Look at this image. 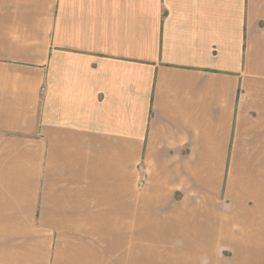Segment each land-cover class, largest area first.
Returning a JSON list of instances; mask_svg holds the SVG:
<instances>
[{
	"label": "crops",
	"instance_id": "0c3cea01",
	"mask_svg": "<svg viewBox=\"0 0 264 264\" xmlns=\"http://www.w3.org/2000/svg\"><path fill=\"white\" fill-rule=\"evenodd\" d=\"M0 264H264V0H0Z\"/></svg>",
	"mask_w": 264,
	"mask_h": 264
}]
</instances>
